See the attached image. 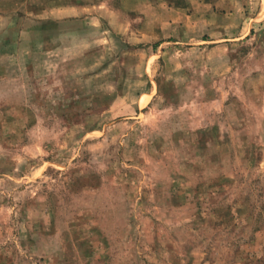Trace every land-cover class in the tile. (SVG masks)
Instances as JSON below:
<instances>
[{
    "label": "rangeland",
    "instance_id": "374dc122",
    "mask_svg": "<svg viewBox=\"0 0 264 264\" xmlns=\"http://www.w3.org/2000/svg\"><path fill=\"white\" fill-rule=\"evenodd\" d=\"M0 264H264V0H0Z\"/></svg>",
    "mask_w": 264,
    "mask_h": 264
},
{
    "label": "crops",
    "instance_id": "0c3cea01",
    "mask_svg": "<svg viewBox=\"0 0 264 264\" xmlns=\"http://www.w3.org/2000/svg\"><path fill=\"white\" fill-rule=\"evenodd\" d=\"M211 10H213V8H211ZM214 11V10H213Z\"/></svg>",
    "mask_w": 264,
    "mask_h": 264
}]
</instances>
